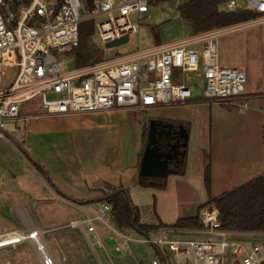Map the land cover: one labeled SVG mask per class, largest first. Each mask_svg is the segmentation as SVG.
<instances>
[{
	"label": "built area",
	"instance_id": "2783aa9c",
	"mask_svg": "<svg viewBox=\"0 0 264 264\" xmlns=\"http://www.w3.org/2000/svg\"><path fill=\"white\" fill-rule=\"evenodd\" d=\"M155 1L0 0V140L11 143L10 139H21L18 124L27 127L28 121L21 116L22 105L34 99L40 101L44 116L144 111L186 105L192 98L186 85L196 89L199 80L202 102L227 105L242 99L246 75L242 70L218 63L216 42L224 33L264 22V0H241L243 5L238 0H228L217 8L220 14L258 15L253 22L215 29L109 62L82 67L75 64L68 70L56 56L77 47L79 26L88 22H93L104 46L134 34L136 26L129 16L146 14ZM97 18L102 20L96 24ZM14 59L16 74L11 84L3 88V65ZM174 71L180 74L179 84L173 83ZM186 75L190 81L185 80ZM48 94L55 98L48 99ZM86 207L81 210L88 212V217L76 222L81 228L85 226L86 234L94 235V222L108 227L107 204H94L96 212ZM199 226L195 230H164L155 238L142 240V244L156 250L150 264H165L166 249L171 252L174 264H181L184 259L190 264H224L226 252L231 264H264L261 246L241 242L233 238L236 234L221 229L215 207L200 212ZM169 234L196 236L176 240ZM40 235L41 232L27 225L24 232L0 234V250L31 242ZM117 237L120 244L116 250H127L130 240L121 234Z\"/></svg>",
	"mask_w": 264,
	"mask_h": 264
},
{
	"label": "rangeland",
	"instance_id": "374dc122",
	"mask_svg": "<svg viewBox=\"0 0 264 264\" xmlns=\"http://www.w3.org/2000/svg\"><path fill=\"white\" fill-rule=\"evenodd\" d=\"M190 1L192 0H158L149 5L146 14H131L129 20L136 26V32L129 35L127 42L120 46L106 48L100 41L95 28L89 42L99 54V62H109L191 38L193 36L191 28L182 20L178 11L180 6ZM238 4L243 5L241 0H238ZM101 20L97 18L95 23L97 24ZM253 21L255 20L246 23ZM216 44L218 63L228 68L242 70L245 73L244 93H247V90L255 89L264 93V22L246 24L237 30L224 33L217 39ZM64 54L56 53V56L68 70L73 69L75 66L74 51L66 50ZM15 64L16 59L3 65L1 80L3 88L11 84L16 74ZM172 79L175 84L181 82L178 71L173 72ZM185 80L190 81L188 75ZM186 87L190 90L192 98H201L200 82H198V89H192L188 85ZM53 98L55 96L48 94V99ZM201 104L202 106H196L189 110L165 107L152 111L130 110L129 113L134 121L128 124L129 127L122 126L121 128L93 131L87 133L83 140L79 138L78 146L71 142L70 145L63 148V154L57 158L61 163L69 161L63 166L68 170L57 169L58 171L54 175L56 180L46 175L33 159L32 153L25 143L29 139V134L19 123L21 139H10L11 143L0 140V234L12 230L25 231L26 222L24 218L21 221L19 212L21 210L22 213H25L23 215H25L29 226L41 231L40 238L46 245L50 259L54 264H92L91 261L80 258V248L82 252L84 251L83 243L76 236L69 234L72 231L68 229L70 222H80L88 217V212L82 211L81 207L87 206L86 208L90 212L97 211L94 206H90V202L84 199L87 195L91 196L93 190L90 185L85 184L83 187V183L93 181L88 177V174L91 175V171L101 173V183L104 186V193H101L104 195L114 189L111 182L120 181L124 175L127 178L126 181L131 184L134 181L130 182L133 175V171H131L132 156L140 144V140L135 138V129L137 125L147 122L149 125L157 123L167 127L169 131L172 127L177 132V141L185 145L183 150H180L181 146H179V158L177 157L179 163L177 165L187 162L188 168L191 167V171H196L201 165V160L204 159L203 155L211 152L209 147L211 142L210 140L208 143L206 142L209 132L208 122L211 117L213 118L211 112H213L212 104L214 103L206 104V102L198 101L191 105ZM25 110L26 112L29 110L28 113L41 112L40 101L34 99L24 103L21 111ZM189 115L198 122L197 126H192L189 133L183 123L170 121L177 116L186 119ZM51 117L54 118V116ZM156 117L164 119H156ZM180 132L185 133L182 136L186 135L187 137L188 135L186 141L181 137ZM146 133L147 131H144L143 135L145 136ZM143 147L139 152V158L137 157L136 168L141 161ZM144 180L146 178L140 177L138 181ZM169 181L171 180H168V183ZM172 181L175 182L167 184L164 193L156 188H135V190L128 191L130 201L138 211V222L144 226L155 227L147 236L134 230L117 228L109 216L107 217L108 227L99 222L93 223L94 235L96 230L97 233L100 232L103 235L100 239L103 248L93 241L89 245L91 251L96 253L100 264H150L155 259L156 250L149 245L142 244L141 241L146 237L155 238L161 231L171 230L170 226L175 221L194 215L196 206L205 200L199 189L195 187V181L191 178ZM52 188L57 189L59 194L70 201L55 197ZM197 201L198 205H196ZM78 205L79 207H77ZM83 227L85 228V226ZM118 234L124 235L130 240L128 249L125 251L116 250L120 244ZM195 236L193 234H169L170 238L176 240L192 239ZM238 239L244 243L246 242L242 241L243 239L248 240L245 237ZM255 242L253 245L262 246L264 250L263 242L260 241L256 244ZM165 252V264H174L171 252L167 249ZM228 255L226 252L224 264L232 262ZM186 263L190 264L184 259L181 264ZM0 264L42 263L32 242H25L13 248L0 250Z\"/></svg>",
	"mask_w": 264,
	"mask_h": 264
},
{
	"label": "crops",
	"instance_id": "0c3cea01",
	"mask_svg": "<svg viewBox=\"0 0 264 264\" xmlns=\"http://www.w3.org/2000/svg\"><path fill=\"white\" fill-rule=\"evenodd\" d=\"M196 49L199 50L200 47L197 46ZM195 77H198V74H195ZM196 89H198V86ZM198 101H201V98H191V101H189L186 105L165 108H187V110H189L196 106H202V104L191 105ZM212 105L213 112H211V115L213 114V118L211 117L210 121L208 122L209 132L206 142L208 143L210 140L211 145L209 147L211 148V152L210 154L207 153L203 155L204 159L201 160L200 167L197 168L196 171H191V167L188 168V163L185 162L182 171L183 174H169L165 179L163 189L157 188V186L161 184V181H157V179H150L148 183L151 186L146 187V189L156 188V190H160V192L164 193L167 189V184L175 182L172 180L182 181L190 178L193 179V181H195V187L199 189L201 196L204 197L205 200H202L203 202L199 205L197 201L196 205L198 206H196L194 215L187 218L195 217L198 213L199 207L204 205L209 198H217L218 196L250 181L259 175H264V93L259 92L257 89L247 90V93L243 92L242 99L235 103L227 105L214 103ZM157 109L160 108L148 109L144 111H152ZM28 112H26V110L23 112L21 111V116L28 118L27 127H24V124L21 123L29 134V139L28 141L26 140L25 143L27 144L29 151L32 153L31 155L33 159L36 160V163L40 165V168L43 169L46 175L52 177L54 180H56L54 175L58 170H68L63 166L68 164L69 161L61 163L57 157L63 154L62 149L70 145L71 142L74 143L75 146H78L79 138H81L80 140H83L87 133L100 131L107 128H121L122 126L129 127L128 124H131V122L133 123L134 121L133 117L129 113L131 112L130 110H115L90 114L59 115L54 116V118L51 116H44L41 114V112ZM182 118L184 117L177 116L174 119H170V121H173L174 123H183V126L187 128L188 133L192 126H197L196 124L198 122L193 120L191 115H189V117L186 119ZM156 119L163 120L164 118L156 117ZM148 126L149 124L147 122L143 123L142 125H137L136 129L134 128L135 138L140 140L139 147L132 156L133 167L131 171H133V175L130 178V182L133 180L134 181L129 184V182L126 181V176L124 175L123 179L120 181L111 182L114 188L112 191H115L118 188H123L127 191L135 190V188L143 189V187H141L138 183L140 177L138 175L140 162L138 168H136L135 163L139 158L138 155L143 147V144V148L145 149L147 133L145 136L143 134L144 131L148 130ZM143 152L144 150H142V155ZM207 168L210 176L209 191L206 190L204 184V175ZM100 174V172L91 171V175L88 174V177L93 181L89 183H83V187L86 184L90 185L93 189L91 196L87 195V197L84 198L87 202H90V206H94V204L97 203H105L102 201L104 197V194H102L104 193V186H102ZM77 180L79 182V179ZM168 180L171 181L168 183ZM51 190L54 196L58 199L70 201L66 199L65 196L59 194L57 189L52 188ZM93 196L96 197L92 198ZM77 207H79V205ZM19 212L21 221H23L22 219L24 218L26 222L25 224L27 227H30L25 215H23L25 213H22L21 210ZM22 223L25 226L24 222ZM68 229L72 231L69 232V234L76 236L79 241L83 243L82 246L84 251L82 252L80 248V258L88 260L89 262L91 261L92 264H100L98 262L96 253L91 251L89 245L92 241L94 243L98 242L97 244L100 245V248H103L100 242V239H102L103 236L102 233H97L96 230L95 235H88L85 233V228H80L75 221L69 223ZM7 232L9 231L3 233ZM239 237H245V239H248L242 240L247 244H254L255 241V244L260 241L264 243V235L261 234H236L233 236V238L236 239ZM38 238L42 242L41 238ZM259 245L261 244L259 243ZM34 250L36 252L35 247Z\"/></svg>",
	"mask_w": 264,
	"mask_h": 264
},
{
	"label": "trees",
	"instance_id": "16d2710c",
	"mask_svg": "<svg viewBox=\"0 0 264 264\" xmlns=\"http://www.w3.org/2000/svg\"><path fill=\"white\" fill-rule=\"evenodd\" d=\"M226 1L228 0H192L178 8L180 17L191 28L192 37L258 18V15L247 12L236 14L218 13L217 8ZM93 33V22L79 26L78 45L73 50L77 67L99 63V54L89 42ZM183 166L184 163H180L171 174L182 175ZM149 181L150 179H146L139 182V185L143 188L149 187L151 186L148 183ZM157 181H161L157 188L163 189L165 179ZM204 184L206 190L209 191L210 176L208 168L205 170ZM102 201L109 206L108 216L117 228L134 230L145 236L154 230L155 227L144 226L138 222L137 208L131 203L126 189L118 188L104 195ZM209 206L216 208L218 221L223 231L237 235H264V175H259L217 198H209L204 205L199 207L195 217L177 220L170 228L174 230L199 229V214Z\"/></svg>",
	"mask_w": 264,
	"mask_h": 264
},
{
	"label": "water",
	"instance_id": "95a60500",
	"mask_svg": "<svg viewBox=\"0 0 264 264\" xmlns=\"http://www.w3.org/2000/svg\"><path fill=\"white\" fill-rule=\"evenodd\" d=\"M127 38L128 37H123L120 40L108 43L105 45V47L112 48V47L123 45L127 42ZM169 132L167 130L166 132L164 131L163 133L161 132L159 133L156 131L154 127H152V125L149 126L147 143H146V146H145V149H144L141 161H140V166H139V176L140 177L146 178V179L163 180V179H166L169 174L173 173V170L169 168V165L172 163L173 160H175V158L178 157L179 146H181L180 147L181 149V148H184L185 145L176 144V147H173L172 150H170L167 153H163L162 151L164 150L166 145L165 143H162L160 140L165 141L166 135ZM183 134L185 133L180 132L181 137L184 138V141H186L187 137L186 135L182 136Z\"/></svg>",
	"mask_w": 264,
	"mask_h": 264
},
{
	"label": "flooded vegetation",
	"instance_id": "af4514ba",
	"mask_svg": "<svg viewBox=\"0 0 264 264\" xmlns=\"http://www.w3.org/2000/svg\"><path fill=\"white\" fill-rule=\"evenodd\" d=\"M150 126V125H149ZM149 126H148V130H147V137H148V132H149ZM152 127H154L156 129L157 132H161L163 133L164 131L166 132L167 131V127H163V126H160L159 124L157 123H154L152 124ZM169 132V130H168ZM176 133V134H175ZM173 134V135H172ZM159 135V134H158ZM164 137V136H163ZM177 132L171 127V132H169L167 135H166V140L163 141V140H160L162 143H165L166 147L164 148V150L162 151L163 153H167L169 152L170 150H172L173 147H176V144H181V142L177 141ZM147 139V138H146ZM164 139V138H163ZM146 143H147V140H146ZM180 150H183V148H181ZM174 151V150H173ZM179 151V150H178ZM179 158V156H178ZM180 160V159H179ZM179 162L177 160V158H175V160L172 161V163L169 165V168L171 170H174L175 167H177Z\"/></svg>",
	"mask_w": 264,
	"mask_h": 264
},
{
	"label": "bare ground",
	"instance_id": "6f19581e",
	"mask_svg": "<svg viewBox=\"0 0 264 264\" xmlns=\"http://www.w3.org/2000/svg\"><path fill=\"white\" fill-rule=\"evenodd\" d=\"M31 242L33 246L35 247L39 258H41L42 263L44 264V261H47L48 259H50L49 252L46 246L40 241L38 237H35ZM48 264H54V263L53 261H50L48 262Z\"/></svg>",
	"mask_w": 264,
	"mask_h": 264
}]
</instances>
